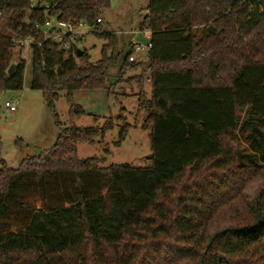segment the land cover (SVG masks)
<instances>
[{"label": "trees", "instance_id": "trees-1", "mask_svg": "<svg viewBox=\"0 0 264 264\" xmlns=\"http://www.w3.org/2000/svg\"><path fill=\"white\" fill-rule=\"evenodd\" d=\"M32 1L0 0V15L11 13L16 41L33 39L31 89L57 118L58 93L105 88L119 54L91 64L83 52L78 65L72 43L65 51L38 28L48 17L92 26L110 0H56L47 9L45 0ZM204 1L227 24L219 31L227 45L212 41L204 47L216 44L211 52L203 38L217 37V28L208 25L200 38L195 29L209 11L197 9ZM147 11L139 26L151 33V93L147 100L139 92L138 110L148 113L141 128L150 131L151 166L79 160L76 142L103 137L111 123L57 122L51 150L18 169L0 159V264H264V182L247 193L251 180L264 178V0H148ZM232 26L254 32L247 55L227 41ZM13 41L0 32V92L22 90L24 62L6 72ZM127 62L122 72L134 68ZM134 80L142 88L143 78ZM237 133L249 153L228 149Z\"/></svg>", "mask_w": 264, "mask_h": 264}, {"label": "rangeland", "instance_id": "rangeland-1", "mask_svg": "<svg viewBox=\"0 0 264 264\" xmlns=\"http://www.w3.org/2000/svg\"><path fill=\"white\" fill-rule=\"evenodd\" d=\"M32 3H36V1L33 0ZM147 5L148 0H110L109 7L98 16L102 19V23L98 26L95 25V28H76L75 33L66 37L61 44L52 34L54 39L52 41L62 46L65 51L70 48V43H72L74 49L80 50L82 53L85 52L91 64L102 60L104 53L107 57L119 54L116 63L108 68V80L104 85L105 88L78 90L70 95H67L66 92L58 93V100L54 103L57 118L47 107L42 92L31 89V50L27 46H15L10 51L11 64H8L6 69L8 70L13 64L21 63L20 61L24 62L25 68L22 90L0 92V159L5 162L8 168L18 169L21 162L33 161V158L51 150L60 135L58 123L65 129L72 127L99 129L107 122L111 123L112 129L106 131L103 137L97 135L92 138V141L76 142L77 158L79 160L94 158L100 168L123 164L133 168L151 166V160H148L152 153L150 131L141 128L148 113L146 110H138L139 92L142 91L146 99H149L151 83L146 79L149 72H146V65L142 62L145 52L130 50L131 42H133V47L146 46L148 43V35L141 31L139 26ZM206 6L209 7L208 13L204 9ZM197 9L200 13H206V16L197 17L195 21L197 36L204 37L203 34L208 25L216 27L218 34L217 37L211 34H208L209 38L204 37L202 49L212 41L227 45L224 40L225 36L220 35L219 32L227 24L224 23V19L216 20L215 8L204 1ZM226 14L225 18L232 15L227 12ZM28 15L27 11L23 13L22 21L25 25H28L26 21ZM11 16L9 11L0 15V32L8 39L12 38L16 41L14 30L11 28V25L16 22L10 23ZM52 23L54 25V22ZM232 28L234 29L232 30L233 36L228 35L227 41L238 42L240 55L241 51L243 55H247L255 43L254 32L246 35L241 29L235 26ZM95 32L103 34L109 32V35L101 37ZM215 45H212L211 49H204L211 52ZM130 55L136 60L132 62L134 68H128L127 71L122 72L123 62L126 56ZM221 55L226 59L228 51H222ZM231 57L237 58L238 55L233 53ZM75 61L81 65L79 59L75 58ZM222 71V75H229L225 68ZM138 75H143L145 78L142 88L134 81ZM6 101H17L15 113H10L4 108ZM72 106L79 107L84 114L74 116L71 110ZM239 115L240 121H242L244 113L240 112ZM121 128L127 129V132L124 139L119 141ZM118 142L119 144H117ZM227 143L228 149L232 152L249 153L244 134L237 133L235 139L227 140ZM260 182H264V178L251 180L247 193L252 194ZM250 199L248 197L249 201Z\"/></svg>", "mask_w": 264, "mask_h": 264}, {"label": "built area", "instance_id": "built-area-1", "mask_svg": "<svg viewBox=\"0 0 264 264\" xmlns=\"http://www.w3.org/2000/svg\"><path fill=\"white\" fill-rule=\"evenodd\" d=\"M49 4L45 3V8H48ZM54 22V25L53 23ZM102 23V19L101 18H97L95 20V23L93 24V26H89L87 24L84 23H70V22H64V21H60L57 20L55 17H48L45 20V23L43 24V26H41L40 28H38L36 26V28L40 29V31L42 32L44 38L46 39H50L51 41L54 40L52 37V34H54L58 41L59 44H61V42L66 38L69 37L71 35H73L75 33L76 28L79 27H88V28H92V27H96L95 25H99ZM93 29V28H92ZM33 39L31 38H24L23 40H19V41H13V46L15 48V46L17 47H24L27 46L28 48L30 47V45L32 44ZM62 48V46H61ZM151 48V44L148 42L146 46H135L133 51H147ZM135 61V58L130 55L128 57V62L132 63ZM17 101H6L4 103V108L9 111L10 113H15L17 111Z\"/></svg>", "mask_w": 264, "mask_h": 264}, {"label": "crops", "instance_id": "crops-1", "mask_svg": "<svg viewBox=\"0 0 264 264\" xmlns=\"http://www.w3.org/2000/svg\"><path fill=\"white\" fill-rule=\"evenodd\" d=\"M148 14V11H147V7H146V9H145V15H143V17H145L146 15ZM143 17H142V20H143ZM142 20H141V22H142ZM141 31H143V32H145L148 36H147V39H148V42H149V40H150V36H151V33H150V31L148 30V29H140ZM135 47V46H134ZM134 47H133V42H131L130 43V50L131 51H133L134 50ZM130 51V52H131ZM143 52H145V56L142 58L143 60H142V62L146 65V72H149V64H148V60H147V52H148V50L147 51H143ZM109 56V55H108ZM136 61V60H135ZM134 61V62H135ZM132 69V68H131ZM128 69H126V70H124V71H127ZM138 78H143V81H144V77H143V75H138L137 76ZM135 79V78H134ZM146 79H148L149 81H150V79H149V73H148V76H147V78ZM135 81V80H134ZM137 82V81H136ZM138 83V82H137ZM150 83H151V81H150ZM139 86V85H138ZM151 93V92H150ZM147 100H148V98H147ZM146 119V118H145Z\"/></svg>", "mask_w": 264, "mask_h": 264}, {"label": "water", "instance_id": "water-1", "mask_svg": "<svg viewBox=\"0 0 264 264\" xmlns=\"http://www.w3.org/2000/svg\"><path fill=\"white\" fill-rule=\"evenodd\" d=\"M55 2H56V0H45V3H46V4H55ZM81 55H82V51L77 50V51H76V56H75V58L79 59V58L81 57ZM14 70H15V65L13 64V65H11V66L9 67V69H8V71H7V75H8V77L12 76ZM59 74H60V71L58 72V75H59ZM148 158H150V157H148Z\"/></svg>", "mask_w": 264, "mask_h": 264}]
</instances>
